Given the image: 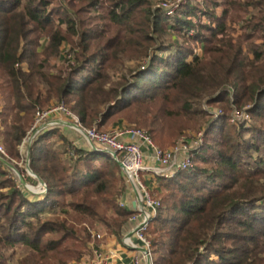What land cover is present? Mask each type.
I'll return each instance as SVG.
<instances>
[{
	"label": "trees",
	"instance_id": "obj_1",
	"mask_svg": "<svg viewBox=\"0 0 264 264\" xmlns=\"http://www.w3.org/2000/svg\"><path fill=\"white\" fill-rule=\"evenodd\" d=\"M205 2L169 16L151 0H0L4 158L25 176L20 146L36 110L62 102L87 128L123 121L162 146L206 125L193 167L157 178L167 193L149 226L153 262L264 264V0ZM170 29L203 53L165 39ZM205 104L222 105V114L211 120ZM248 106L251 119L232 122ZM30 167L47 185L43 195L26 190L0 156V264L17 244L30 249L20 264L79 261L100 243V225L122 238L134 209L118 203L127 184L111 154L50 126L31 144Z\"/></svg>",
	"mask_w": 264,
	"mask_h": 264
},
{
	"label": "built area",
	"instance_id": "obj_2",
	"mask_svg": "<svg viewBox=\"0 0 264 264\" xmlns=\"http://www.w3.org/2000/svg\"><path fill=\"white\" fill-rule=\"evenodd\" d=\"M181 2L182 0H178L175 3L162 1L157 7L163 9L167 15L174 16L180 9ZM248 108L249 106L244 110L235 109L232 115V122L237 124L249 121L251 116L247 110ZM209 110L217 117L222 114L221 109L214 111L209 108ZM56 114L63 115L67 118V121L74 122L76 125L72 128L84 137L92 149H102L111 155L113 153L117 154L119 161L122 163L121 168L123 169L127 185L135 196L134 213L130 217L134 228L124 236L123 243L130 248L141 247V252L134 257L133 264H149V262L154 264L152 242L149 239L148 231L151 222L158 213L161 202L152 195L142 173L172 176L179 170L193 167V154L203 145L205 140L204 132L200 133L196 138L181 139L168 150H161L155 146L150 135L142 129L119 126L108 131H101L96 126L87 128L81 123L78 115L62 102L54 104L47 109L38 108L36 110L32 131L20 146L22 153L24 151V154H27L29 139L33 133H36L37 136L42 131L38 130L40 126L45 123H51V126L59 124V119L55 118ZM73 144L78 145L76 142H73ZM145 146L150 147L155 152L158 161L157 166L148 167L145 165ZM72 154L74 153L72 152ZM0 156L2 158L9 157L1 140ZM28 188H30L29 185ZM38 189L40 194H44L47 191V186L39 184ZM120 205L126 207L124 199H121ZM97 237L101 238V235L98 234ZM95 253L97 258L94 264H109L107 255L98 250Z\"/></svg>",
	"mask_w": 264,
	"mask_h": 264
},
{
	"label": "rangeland",
	"instance_id": "obj_3",
	"mask_svg": "<svg viewBox=\"0 0 264 264\" xmlns=\"http://www.w3.org/2000/svg\"><path fill=\"white\" fill-rule=\"evenodd\" d=\"M53 1L55 3L54 5H57L58 6V5H61L60 3L63 2L65 4H68L69 7H71L70 6V1H72L73 5L78 6V7L80 5H82L83 3H85V0L84 1L83 0H53ZM151 1H152V3L155 6H157L162 1H168L169 3H175L178 0H151ZM205 1L206 0H182V2H181L182 4H180V6H181L180 8L184 7L187 2H189L193 6L194 5H200L202 7H206V2ZM51 7L52 6H50L49 8H51ZM218 11L221 12L222 9L219 8ZM97 13H99V12H97ZM193 20H194V22H197V23L200 22V21H202L203 23L209 22V19L207 18V16H198V17L197 16H194L193 17ZM62 27L65 29V25H63ZM191 33H193V32H191ZM165 39L170 40V41H174V40L175 41H179L180 43H184L185 42L187 45L193 47L195 53H197V54H202L203 53V47H202L201 44H199V43H197L195 41L189 40V39H187V38H185V37L177 34L175 31H173L171 29L170 30H167L165 32ZM41 42H42V45H45L46 44V39L45 38L41 39ZM71 45H72L71 43H67V44H65L62 47V53H63L62 54V57L64 56V53H70V48L72 47ZM52 64L53 65H56L54 67H60L62 65V61L60 59H58V60L56 59V60H53ZM134 65H135V63L133 61H131V62H129L127 64V67H129V66L131 67V66H134ZM24 66L27 67L26 65H24ZM3 103H4V101H3L2 95L0 93V108L3 107ZM222 107L223 106L222 105H219V104H213V105H207V104H205L204 105V108L205 109H209L210 108V109H213L214 111L215 110L216 111H219L220 109H222ZM0 111H1V109H0ZM212 115H213L212 116V119L210 117H208V118L211 119V120H214V119L217 118V116L214 115L213 113H212ZM122 126H125V127H128V128L142 129V130H145L147 132V130L145 128H140V127H137L135 125H129L127 123H125ZM116 127H117L116 124L110 125L107 128V130H104V131H108V130H111V129L116 128ZM205 127H206V125L204 127L200 128V129H195V130H193V129H186V130H184L181 133V135L179 137H177L175 139V141L173 143H167L166 146L159 145L156 141H154V139H152V138L151 139L153 140V143L155 144V146L158 149L168 150L171 147L175 146L181 139H192V138H196L202 132H204V135H205ZM66 135L72 141V143L73 142L74 143L76 142L78 145H82V146L83 145H87L86 147L87 148H90L89 145L86 143L84 137L78 131H76L75 129H73V128L68 129L67 132H66ZM0 140L2 142V134L1 133H0ZM51 141L53 142V144H54L53 146H54V148L57 149V151H59L60 153H63L64 152L63 143H62V141L58 137H53L51 139ZM24 153L25 152L23 151V153H22L23 158L21 159V161L18 162V165H19V167L21 169L24 170L25 176H23V174H21V171L18 168H16V166H15V163L16 162L15 161L10 162V163L17 169V171H14V172H15V175H16L17 179L20 181V183H21L20 176L22 175L23 178L25 179L26 183L30 186V188L31 189H35V188L39 187V181L34 177V175H32V174H30L28 172V170H27V162H26L27 154H24ZM260 154H264V149L261 150ZM63 157L69 163V165L72 164L69 156L66 153H63ZM155 158H156L155 152L153 151V160H155ZM142 175L144 176V179L146 180L148 186L150 187L151 193L154 196V198L157 199V200H159L162 203L161 200L163 199L164 195H166L167 191H166V189L163 187V185L160 183V181L157 178L158 177L169 178L171 176H165L163 174H160V175H157L156 174L155 175L153 173H147V172L142 173ZM126 184H127V182H126ZM22 186L26 190H28L27 189L28 187H26L24 185H22ZM130 193H131V190L129 189L128 185H126L125 190L118 197V203H119V205H120L121 199H124L125 196L127 194H130ZM38 195H43V194H40L39 193ZM121 207H123V206H121ZM102 228L105 229L104 226L100 225V227L98 228V231H97V233L100 234V235H101L100 232H101ZM94 232L96 233V231H94ZM99 239H101V238H99ZM29 252H30V249L28 247L24 246L23 244H17V245H15V247L9 251V253H12L13 254V257L10 258V262L9 263L10 264H20L21 259L25 255H27ZM74 262H78V261H73V262H71L69 264H72Z\"/></svg>",
	"mask_w": 264,
	"mask_h": 264
},
{
	"label": "crops",
	"instance_id": "obj_4",
	"mask_svg": "<svg viewBox=\"0 0 264 264\" xmlns=\"http://www.w3.org/2000/svg\"><path fill=\"white\" fill-rule=\"evenodd\" d=\"M55 118L63 120L64 122L67 121V118L60 114H57ZM124 124L125 122L120 121L116 123V126L119 127ZM58 126H60V128L63 130L65 134L68 129L72 128L71 126L65 123L58 124ZM86 146L87 145H83V147ZM144 150L146 155L145 156L146 166L148 167L157 166L158 165L157 159L155 158V160H153V150L147 146L144 147ZM134 200H135V196L131 191V193L127 194L124 198V201L126 202V207H130V208L134 207L135 206ZM133 228H134V224L131 223V221H129L124 228V233L121 239L114 234L107 233L106 229L102 228L100 232L101 233L100 243L97 245L92 243L90 245V251L85 253L78 262H74L72 264H94L97 258V255L95 253L96 250L107 255L109 264H133V259L137 254L141 252V247L130 248L125 246L123 243L124 236L130 233Z\"/></svg>",
	"mask_w": 264,
	"mask_h": 264
},
{
	"label": "water",
	"instance_id": "obj_5",
	"mask_svg": "<svg viewBox=\"0 0 264 264\" xmlns=\"http://www.w3.org/2000/svg\"><path fill=\"white\" fill-rule=\"evenodd\" d=\"M58 121H59V122H58L59 124H63V123H65V124H67V125H69V126H71V127H73V126L76 125L74 122H71V121H65V122H64L63 120H60V119H59ZM50 126H51V123H45V124H43L42 126H40L38 130L41 131V130H44V129L50 127ZM35 136H36V133H33V134L31 135V137H30V139H29V143H28L27 159H26V162H27V170H28V172H29L30 174L34 175V177L39 181V184L44 185V186L46 187L47 185H46L45 181L43 180V178L40 177L39 175H37V174L31 169V167H30V148H31V144H32L33 139L35 138ZM95 150H97V151H101V152L104 151V150H102V149H97V148H95ZM112 157H113V158L119 163V165L122 167V163L119 161L117 154H116V153H113V154H112ZM2 160H3V162H4L5 164L9 165L12 169H14L15 171H17V169H16V168H15V167H14L9 161H7V160L4 159V158H2ZM20 179H21V183H22V185L28 187V184L26 183V181H25V179L23 178L22 175L20 176ZM28 189H29V191H30L31 193H34V194H39V192H40L39 189H38V187L35 188V189H31V188H28ZM149 264H151V262H149Z\"/></svg>",
	"mask_w": 264,
	"mask_h": 264
}]
</instances>
